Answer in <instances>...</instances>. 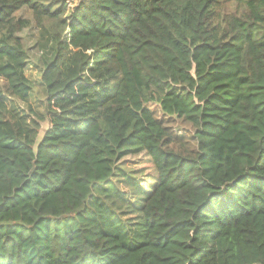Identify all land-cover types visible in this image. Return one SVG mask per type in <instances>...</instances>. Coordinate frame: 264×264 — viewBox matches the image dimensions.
Here are the masks:
<instances>
[{
    "label": "trees",
    "instance_id": "16d2710c",
    "mask_svg": "<svg viewBox=\"0 0 264 264\" xmlns=\"http://www.w3.org/2000/svg\"><path fill=\"white\" fill-rule=\"evenodd\" d=\"M67 1L0 0V264H264V0ZM24 7L50 32L40 137L10 100ZM141 152L149 190L119 167Z\"/></svg>",
    "mask_w": 264,
    "mask_h": 264
},
{
    "label": "rangeland",
    "instance_id": "374dc122",
    "mask_svg": "<svg viewBox=\"0 0 264 264\" xmlns=\"http://www.w3.org/2000/svg\"><path fill=\"white\" fill-rule=\"evenodd\" d=\"M67 3V7L72 8L75 5L76 0H68ZM233 9V5H231L227 10L231 11ZM16 16L29 22L26 27L18 32V35L20 36L22 43L29 54L26 73L32 80L34 89L31 92L28 103L14 97L10 100L12 107L17 109L24 117H26L28 122L37 121L39 123L40 137L49 126V119L46 113L47 92L41 80V69L44 64V55L46 53H44V51H46L49 46V44L47 46V35H50V32L47 31L46 34L44 29L36 23L33 11L28 7H24L18 11ZM45 23L46 26H48V30L58 31L57 26L52 25L54 23L53 20L46 18ZM179 126L184 127V125L182 126L181 124H178V127ZM184 128L186 130V135L190 136L193 131L191 127L189 125H185ZM119 167L128 175L136 178L141 185L148 190L151 189L156 182V173L154 171L153 162L150 156H148L145 152L128 154L120 161ZM125 180L126 178L121 176L115 178V182L117 183L119 189L127 191L130 194V200L134 201L138 195L136 194L134 188ZM125 206L126 205L121 204L122 208Z\"/></svg>",
    "mask_w": 264,
    "mask_h": 264
}]
</instances>
